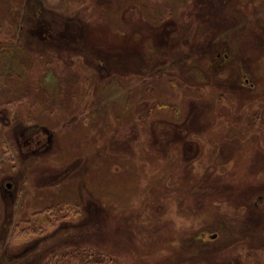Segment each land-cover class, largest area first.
Segmentation results:
<instances>
[{
  "label": "rangeland",
  "instance_id": "rangeland-1",
  "mask_svg": "<svg viewBox=\"0 0 264 264\" xmlns=\"http://www.w3.org/2000/svg\"><path fill=\"white\" fill-rule=\"evenodd\" d=\"M221 1L0 0V264H264V0ZM225 25L251 86L203 84Z\"/></svg>",
  "mask_w": 264,
  "mask_h": 264
},
{
  "label": "flooded vegetation",
  "instance_id": "flooded-vegetation-1",
  "mask_svg": "<svg viewBox=\"0 0 264 264\" xmlns=\"http://www.w3.org/2000/svg\"><path fill=\"white\" fill-rule=\"evenodd\" d=\"M227 1L228 0H222L221 1L224 7L226 6ZM219 2H220V0H219ZM244 25L245 24H243V27H244ZM228 27H229L228 25L227 26L225 25L224 29H222L221 36L223 38V42H222V45L224 47L223 52L222 53L221 52H217V56H219V59H222V62H220V65L216 66V68H215L212 65L213 60H207L208 61V64H207L208 74H209V72L212 73V70H214V72H218V73L222 70L221 76L215 74L214 76L211 75L209 77H206L205 81H203V84L209 83V84H211V85H213L215 87L216 86L217 87L220 86L221 88H227L228 86L230 87L232 85H235V84L238 85L239 84V85H242L245 88V87H248L249 85L250 86L252 85L250 83L249 76L244 75V72L242 71L243 66H248V65H247V63H245V61L242 63L243 60L240 58L241 55H240V51H238L239 49L237 50L236 47L229 45V41H228L229 36L226 35L227 31L230 29ZM254 28H255V30H253V29L252 30L254 32H256L257 28L256 27H254ZM252 30H250V31H252ZM232 31H233V29H232ZM236 31H240L241 32L240 29H237ZM256 42H257L256 46L259 43H261V45H262V44H264L263 43L264 42V38H260L259 37V39H257ZM213 45H214V42H213V40L211 38L210 44L202 45V49L201 50L203 51V46H204L205 51L209 52L210 48H212ZM229 64H234L233 71L235 70V72L237 73L236 76H232V75H229V74L224 75V72H226L227 67L229 66ZM8 186H10V185L8 184ZM2 259H4V258H2Z\"/></svg>",
  "mask_w": 264,
  "mask_h": 264
},
{
  "label": "trees",
  "instance_id": "trees-1",
  "mask_svg": "<svg viewBox=\"0 0 264 264\" xmlns=\"http://www.w3.org/2000/svg\"><path fill=\"white\" fill-rule=\"evenodd\" d=\"M48 211L49 214L48 219L51 218V216L55 213H58V211L60 210H53L52 207H47L43 210V212ZM67 214H65L66 216ZM51 220V219H50ZM44 232V230L40 229V228H34V227H30V225H26V226H20V225H15L12 228V236H19V237H30V236H34V235H39L42 234ZM99 262V261H98Z\"/></svg>",
  "mask_w": 264,
  "mask_h": 264
},
{
  "label": "crops",
  "instance_id": "crops-1",
  "mask_svg": "<svg viewBox=\"0 0 264 264\" xmlns=\"http://www.w3.org/2000/svg\"><path fill=\"white\" fill-rule=\"evenodd\" d=\"M64 0H47V3L53 6L61 5Z\"/></svg>",
  "mask_w": 264,
  "mask_h": 264
}]
</instances>
